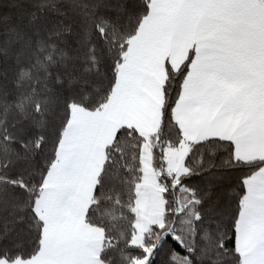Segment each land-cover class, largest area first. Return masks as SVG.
<instances>
[{
  "label": "snow or ice",
  "instance_id": "snow-or-ice-1",
  "mask_svg": "<svg viewBox=\"0 0 264 264\" xmlns=\"http://www.w3.org/2000/svg\"><path fill=\"white\" fill-rule=\"evenodd\" d=\"M0 264H264V0H0Z\"/></svg>",
  "mask_w": 264,
  "mask_h": 264
}]
</instances>
